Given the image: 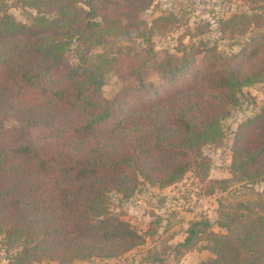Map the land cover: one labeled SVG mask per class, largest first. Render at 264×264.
Wrapping results in <instances>:
<instances>
[{
  "label": "trees",
  "instance_id": "trees-1",
  "mask_svg": "<svg viewBox=\"0 0 264 264\" xmlns=\"http://www.w3.org/2000/svg\"><path fill=\"white\" fill-rule=\"evenodd\" d=\"M149 2L21 0L36 12L29 24L0 13V235L19 242L17 264L111 258L144 243V235L109 211L106 192L129 197L139 176L159 187L177 181L188 161L155 169L151 159L159 153H199L201 145L220 139L228 106L237 104L242 87L264 75V17L234 13L223 20L224 29L238 34L250 26L259 30L238 51L225 56L203 41L183 45L180 55L154 61L159 84L145 82L137 67L132 72L136 87L104 98V76L115 60L105 54L89 60L83 44L128 35L130 27L139 31L136 13ZM75 40L78 64L55 74ZM160 91L168 93L151 100ZM126 98L143 113L125 123H131V138L78 147L94 125L121 124L118 111ZM9 113L16 123L5 125L2 116ZM35 127L51 139L40 140L32 133ZM231 151L229 177L215 180L222 189L233 182L264 181V105L238 125ZM258 200L239 201L221 212L218 225L226 232L209 233L207 248L214 255L209 264H264V201ZM208 225L190 223L179 244L189 248Z\"/></svg>",
  "mask_w": 264,
  "mask_h": 264
},
{
  "label": "rangeland",
  "instance_id": "rangeland-1",
  "mask_svg": "<svg viewBox=\"0 0 264 264\" xmlns=\"http://www.w3.org/2000/svg\"><path fill=\"white\" fill-rule=\"evenodd\" d=\"M3 11L24 24H29L30 17L36 13L34 9L23 6L21 0H0V13ZM241 12L250 15L259 12L264 17V1L150 0L145 8L136 13L134 25L139 31L130 27L128 35H107L105 43L93 46L83 44V55L89 60H95L99 54L114 58L113 67L105 73L101 88L102 96L112 99L123 88L137 86L138 80L132 75L137 67L145 82L159 84L161 78L154 61L168 55H180L179 49L183 45L203 41L209 46L215 45L225 56L238 51L248 37L259 31L255 26H250L244 34L224 29L223 20ZM156 18L160 19L153 22ZM77 45L76 40L70 44L54 70L55 74H63L76 67L78 59L74 49ZM144 60L146 62L142 64ZM252 65L250 63L245 68ZM80 72L81 69L76 71L77 77ZM196 80L197 76L189 85ZM166 93L160 91L151 100H162ZM238 98L237 104L228 106L227 114L220 122V139L201 145L199 153H159L151 159L150 164L155 169L188 161L189 168L177 181L159 187L139 176L140 182L129 197L115 190L106 192L109 211L144 235V243L111 258L92 257L71 262L41 259L27 264H209L214 257L207 248L209 233L226 232L218 225L220 218L224 219L221 212L233 208L239 201L259 202L260 198L264 201L262 179L233 182L223 189L215 182L230 175L231 147L238 125L254 117L264 105V75L260 81L242 87ZM134 102L128 98L124 100V108L118 111L122 117L121 124L108 121L94 125L81 137V142H76L78 147L90 148L114 139H130L133 132L127 129L131 123L125 125L126 121L143 114ZM14 119L11 113L7 117L2 116L5 125L15 124ZM32 133L40 140L45 139V142L51 139V135L39 127H35ZM199 220L206 221L208 227L198 234L197 241L184 248L179 243L184 239L189 224ZM19 248V242H8L0 235V264H17L14 256Z\"/></svg>",
  "mask_w": 264,
  "mask_h": 264
}]
</instances>
